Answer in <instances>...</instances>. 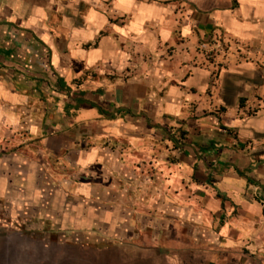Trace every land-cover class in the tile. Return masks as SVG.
Returning <instances> with one entry per match:
<instances>
[{"label": "crops", "instance_id": "0c3cea01", "mask_svg": "<svg viewBox=\"0 0 264 264\" xmlns=\"http://www.w3.org/2000/svg\"><path fill=\"white\" fill-rule=\"evenodd\" d=\"M0 197L74 240L264 250V0H0Z\"/></svg>", "mask_w": 264, "mask_h": 264}, {"label": "rangeland", "instance_id": "374dc122", "mask_svg": "<svg viewBox=\"0 0 264 264\" xmlns=\"http://www.w3.org/2000/svg\"><path fill=\"white\" fill-rule=\"evenodd\" d=\"M18 208L0 197V264H264V250H225L215 238L205 241L196 236L191 226L184 228L185 235L176 243H171L174 228L156 242L74 240L52 230L47 221L38 226L34 214L26 223Z\"/></svg>", "mask_w": 264, "mask_h": 264}]
</instances>
